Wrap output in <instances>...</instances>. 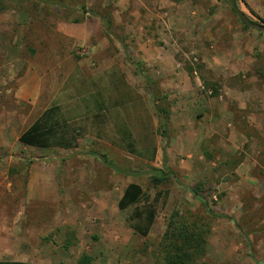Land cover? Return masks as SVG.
I'll return each mask as SVG.
<instances>
[{
  "label": "rangeland",
  "instance_id": "374dc122",
  "mask_svg": "<svg viewBox=\"0 0 264 264\" xmlns=\"http://www.w3.org/2000/svg\"><path fill=\"white\" fill-rule=\"evenodd\" d=\"M3 1L0 123H7V150L0 148V164L49 165L54 158L93 169L85 173L93 181L83 195L65 183L54 202L52 195L43 202L27 190V179L15 169L7 172L16 194L38 198L25 200L23 208L17 203L15 211L7 204L0 219V227L28 229L30 243L16 250L56 259L54 250L37 247L59 248L52 239H73L74 231L79 242L73 260L86 254L90 264H152L175 211H188L191 220L208 217L190 193L195 190L226 218H213L206 252L194 264H264V33L245 28L228 0H80L89 12L72 10L77 6L71 3L66 9L80 19L76 24L54 5ZM238 10L264 25V0H238ZM98 15L110 20L108 30ZM26 74L38 81L35 104L14 97ZM99 101L109 107L118 102L99 118L102 125L89 118ZM52 106L80 127L78 146L20 144L18 137ZM126 128L134 135L132 153L95 139L102 131L108 144L125 146L130 140L111 136ZM86 150L126 171L158 169L168 180L155 185L152 173L120 176L94 157L76 154ZM130 182L148 199L120 210L118 197ZM148 203L156 216L143 237L131 228V217Z\"/></svg>",
  "mask_w": 264,
  "mask_h": 264
},
{
  "label": "trees",
  "instance_id": "16d2710c",
  "mask_svg": "<svg viewBox=\"0 0 264 264\" xmlns=\"http://www.w3.org/2000/svg\"><path fill=\"white\" fill-rule=\"evenodd\" d=\"M21 1V0H20ZM32 3L34 7L39 4L54 5L57 8L64 9L63 15L66 20H70L76 23L80 22V19H71L66 12L70 3L76 4L77 7L71 8L72 10H80L83 13L89 12L82 1L80 0H25ZM229 1V0H228ZM7 2H14L13 0H7ZM18 3H20L18 1ZM22 3V2H21ZM235 8L238 10V0H234ZM6 8L3 0H0V13ZM8 8V7H7ZM232 12L235 13L234 8L231 7ZM236 15V13H235ZM99 16V15H98ZM108 30L110 28V20L105 19L103 16H99ZM247 17V16H246ZM252 21L249 17H247ZM239 19V18H238ZM240 21V19H239ZM241 24L248 28L240 21ZM253 22V21H252ZM137 65V66H136ZM137 68L142 65L135 63ZM60 109L58 106H52L43 111V113L24 131L19 137L18 142L24 146L36 148V149H62L70 150L76 148L77 136L81 133L78 132L80 127L72 124H67L63 118L59 115ZM161 115L166 114L164 111H159ZM96 119L100 117L95 115ZM101 121V119H99ZM121 136L130 140L125 146L119 143H113L118 148L134 152L133 151V138L130 131L126 128L121 131ZM95 152V151H94ZM84 154L92 156L106 167L111 168L114 172L120 176L137 177L144 174L152 173L151 181L157 185L168 180L160 170L151 168L147 172L126 171L119 169L112 163L107 161L104 155L93 153V151H85ZM190 193L195 199H197L203 206L208 214V217H198L195 220H191L187 215L188 211L185 210L183 214L174 212L169 221L167 222L164 233L159 241L158 254L155 257L152 264H194L206 252L207 238L209 234V227L211 226L213 218H226L224 215H218L213 213L209 208L207 202L197 193L195 190H190ZM147 195L142 190L141 186L135 183H130L126 186L123 194L118 202V208L125 210L131 205H135L141 202V200H147ZM156 216V209L154 204L148 203L143 207H136L134 209L131 219L134 221L131 228L135 233L140 236L146 237L149 233L151 226L154 223ZM92 259L87 255H82L78 260V264H90ZM0 264H30L28 262L21 261H0Z\"/></svg>",
  "mask_w": 264,
  "mask_h": 264
},
{
  "label": "crops",
  "instance_id": "0c3cea01",
  "mask_svg": "<svg viewBox=\"0 0 264 264\" xmlns=\"http://www.w3.org/2000/svg\"><path fill=\"white\" fill-rule=\"evenodd\" d=\"M22 79L23 82H21V85L16 90L14 97L19 102L35 104V102L39 98V85L37 84L38 81L36 80V77L34 78V76H30L26 74L22 77ZM27 84L29 86L26 87L25 85ZM99 104H100L99 110H96L92 115V117L91 116L89 117L90 119L95 118V115L99 116L100 118L103 117L104 115L106 116L108 112L107 110H111V108L118 105V102L111 107L107 106V104L102 101H99ZM122 114L124 116L123 112ZM100 122L102 125V120ZM135 122L137 125L140 123L139 120H136ZM67 123L71 124L70 121H68ZM121 131L122 130L116 129V132H114V136H111V138L115 137L116 139L118 138L119 140L121 136L120 134ZM95 139L101 142L103 141L105 143L104 146H109V148L110 146H113L115 149H119L116 145H113V143H115L116 141L115 142L111 141L110 144L106 142L108 141V139H110V137L109 136L104 137L102 131L95 136ZM0 148L4 149L5 151L7 150V123H2V122L0 123ZM76 154L79 155V157H81V155H86L84 154V152L82 153L77 152ZM89 166L90 165L85 163L61 164L60 162H56V159L54 158L51 164L49 165L31 164L30 166H28L25 164L23 165L22 163L16 165L1 163L0 174H2L3 176L5 186L2 187L0 186V193H2V195H0V219L2 217L6 218L7 216V204H11V209L15 211L16 208L18 209L17 203L18 205H20L19 208H23L25 200H26L25 203L30 202V200L31 201L38 200V198L36 199L35 198L27 199L25 197L22 198L20 195H18V193L16 194L17 189L12 188L11 182L7 180L8 179L7 172H9L10 169H15L17 172L16 176H19V178L27 179L26 180L28 184L27 190L29 189V191H31V193L36 194L37 197L39 195L41 199H44L43 202H47L48 200L47 196L52 195L53 197L52 201L54 202L56 193L58 194L57 197L59 198L60 192L65 190L64 189L65 183L69 185L67 186V188H73V190L77 191L78 194H82V195L84 194L83 188L86 189L85 187L88 185V183L93 181L91 175L85 176V173L89 169L91 170V172L93 170ZM124 189L120 192V195L118 197L119 199L121 198ZM107 191L108 190L105 188L104 192L101 193L103 197L107 196ZM88 196L92 198L93 192H90ZM22 219H24V217H22ZM4 225L5 224H3L2 227H0V261H21V262H28L30 264H78V260L81 258L78 257L76 258V260H73L75 258V251H76L75 247L76 244L79 242L78 239L79 233L73 231V236H74L73 239H68V238L66 239L65 237L62 238L59 234H57V236H60V239L59 238H58L59 240L52 239V242H55L56 245L59 244L60 242L61 246L59 248L52 249V244H49L47 247L42 249L37 247L36 252L38 251L42 252L44 250L48 252L50 249L53 252L54 250L56 252L55 254L56 259H53L54 257L52 258L47 254L42 255V257L40 258L34 259V257L32 258L31 256H27V254H25L26 253L25 251H29L30 249L25 248L22 251L21 249L19 251L16 250L19 249L21 246L28 245L30 243L29 240L27 239L29 232L28 229L26 228H19V230L10 229V228L7 229V225L6 226ZM11 236L16 238H11ZM41 236H45V235L43 234Z\"/></svg>",
  "mask_w": 264,
  "mask_h": 264
},
{
  "label": "water",
  "instance_id": "95a60500",
  "mask_svg": "<svg viewBox=\"0 0 264 264\" xmlns=\"http://www.w3.org/2000/svg\"><path fill=\"white\" fill-rule=\"evenodd\" d=\"M229 3L231 7L234 8L237 17L240 19V21H242L244 25H246L248 28L264 33V25L250 21L243 13H241L239 10L235 8L234 0H229Z\"/></svg>",
  "mask_w": 264,
  "mask_h": 264
}]
</instances>
